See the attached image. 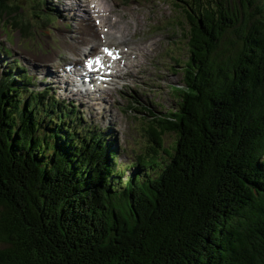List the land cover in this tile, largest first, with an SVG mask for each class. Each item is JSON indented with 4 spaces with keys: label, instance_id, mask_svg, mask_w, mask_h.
Returning a JSON list of instances; mask_svg holds the SVG:
<instances>
[{
    "label": "trees",
    "instance_id": "obj_1",
    "mask_svg": "<svg viewBox=\"0 0 264 264\" xmlns=\"http://www.w3.org/2000/svg\"><path fill=\"white\" fill-rule=\"evenodd\" d=\"M177 1L183 87L147 112L166 160L123 171L72 102L0 78V264H264V0Z\"/></svg>",
    "mask_w": 264,
    "mask_h": 264
},
{
    "label": "rangeland",
    "instance_id": "obj_2",
    "mask_svg": "<svg viewBox=\"0 0 264 264\" xmlns=\"http://www.w3.org/2000/svg\"><path fill=\"white\" fill-rule=\"evenodd\" d=\"M104 1L109 5L104 17L108 18L111 24L124 22L125 18L129 22L127 26L122 25L126 41L122 40L121 35V40L109 37L104 40V44L128 51L129 62L126 63H134V67L128 68L127 71L119 64L118 69H123L120 74L124 78H113L108 85L110 89L105 88L104 93H96L102 96L101 99L90 100L79 94L74 96L63 93L57 81L59 77L51 76L52 81L49 76L52 72L59 71L56 68L73 63L75 59H83L88 51L87 47L81 46L80 53H74L77 46L71 45L79 35L76 33V23L69 20L72 11L76 12V7L69 0H22L15 3L20 8L18 13L21 14L17 15V22L20 26L28 25V29H24L20 34L14 24L5 27L0 21V46H7L12 51L8 56L0 50V76L8 71L15 59H19L25 72L14 74L17 77L26 73L30 75V90L37 92L49 87V95H53L54 99L72 101L76 113L81 116V122L90 128L95 127L96 130L103 131L106 141L115 145L119 154L117 162L121 169L128 168L130 163H136L137 157L151 155L150 148L158 150L159 161L166 160L167 156L162 149L154 146L148 133L150 117L147 112L151 111L159 118L166 116L168 110L176 109L178 96L175 94V88L183 87L182 69L189 58L186 40L189 28L183 12L185 7L177 0ZM175 3L180 8L175 7ZM81 5V11H86L87 7L83 3ZM64 10L65 15H59V11L62 13ZM44 14L48 16L47 21L50 20L49 26L41 21L46 19ZM79 15L78 13L77 18ZM93 19L95 16L91 20L92 24ZM101 26H104L102 30L119 36L116 29L107 23ZM66 44L71 45L68 50ZM144 44L147 45V50ZM130 49H135V52ZM97 52H100V49H97ZM42 56L51 58L52 62L48 63L51 73L44 70L48 67L46 64L37 61V58ZM76 64L80 65L81 60ZM60 74L67 78V75ZM44 76H47V79H43ZM49 80L52 83L57 82L58 87L52 83L51 86L47 85ZM24 96L22 95L23 100ZM173 142L172 134L162 136V148L169 149ZM132 170L128 172L130 175L133 174ZM125 178L126 175H123L120 181L124 183Z\"/></svg>",
    "mask_w": 264,
    "mask_h": 264
},
{
    "label": "bare ground",
    "instance_id": "obj_3",
    "mask_svg": "<svg viewBox=\"0 0 264 264\" xmlns=\"http://www.w3.org/2000/svg\"><path fill=\"white\" fill-rule=\"evenodd\" d=\"M69 1H70V3L74 4V7H76V12L72 11L70 8V11H72V13L69 17V20L73 21L72 23H76L75 24V27L77 30L76 33H77V35H79L78 38L76 40H74L71 44V45H73L72 47L77 46V50H75L74 53L79 52L81 49V46H85L88 48L89 53H91V55L97 54L96 51L98 49V46H100V42H102L101 40H103L102 35H104V36L106 35V37H108V38L109 37L110 38H116V39L118 38L120 40H121V35H122V40H125V41L127 40L125 37V34H124V30L122 29L123 28L122 25L127 26L129 24L128 20L125 18L124 22H121L122 24L121 23L111 24L110 20L108 18L104 17L105 14L107 13V8H109V5L107 2H105L104 0H69ZM81 3H83L85 5V7H87L86 11H81V7H82ZM62 7L65 8L64 5H62ZM62 7H61V9L63 10ZM62 13H61V11H59V15L63 16L66 13L65 10ZM78 13L80 15L77 18ZM67 15L69 16V14H67ZM93 16H95V19H93V22L96 25L91 23ZM103 23L104 24L107 23L108 25H110V27H112L113 29H116V32L119 34V36H116L113 33H108V30H105L104 33H99L98 29L99 28L102 29L104 27V26H101ZM97 26H99V27H97ZM71 45H67V44L65 45L67 47V50H68V46L71 47ZM104 46H107V45H104ZM114 49H117V48H114ZM145 49L147 50V45H145ZM130 50L135 52V49H130ZM127 53H128V51L127 52H121V55H122V57L125 56L126 59L128 60ZM77 56H79V55H77ZM37 61H39L40 63L46 64L48 67H46V69H44V70L48 73L50 72L49 71L50 64H48L49 62H52L50 57L47 59V57L42 56V57L37 58ZM67 65H69V64H67ZM130 65H131L130 67H134V63L133 64L131 63ZM66 66H63L64 69ZM75 66L76 67L78 66L79 68H81L83 66V61L81 62L80 65L75 64ZM68 67H73V66H68ZM128 68L129 67H127V69ZM57 70H59V69H57ZM77 71L78 70H72V68H69V70H63V71L59 70V71L55 72L57 74V76L59 77V80H57L59 83L65 82L66 84H64V85L70 86V87L65 88L64 93H67L73 84L75 86V83L80 85L84 82V80H89V79H91L90 82L92 80L95 81V76L92 73H89L88 70L80 71L81 77L83 79L82 81L80 79H77L78 75H75V74H77ZM58 73H63L64 75H67V78H69V79H67V81H66V77L65 78L60 77V74H58ZM51 74H53V73H51ZM54 76H56V75H54ZM60 80H62V82H60ZM52 84L56 87L58 85L57 82H54ZM102 85H104V84L102 83ZM99 92H100V90H96V93H99ZM68 93H70V95L78 96V95H76V93H72V92H68ZM109 95L111 97L110 93H109ZM80 96L89 98V95L80 94Z\"/></svg>",
    "mask_w": 264,
    "mask_h": 264
}]
</instances>
